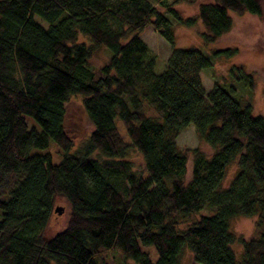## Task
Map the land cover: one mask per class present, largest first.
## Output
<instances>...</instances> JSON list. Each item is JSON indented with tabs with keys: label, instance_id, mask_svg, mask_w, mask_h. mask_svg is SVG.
Returning <instances> with one entry per match:
<instances>
[{
	"label": "trees",
	"instance_id": "obj_1",
	"mask_svg": "<svg viewBox=\"0 0 264 264\" xmlns=\"http://www.w3.org/2000/svg\"><path fill=\"white\" fill-rule=\"evenodd\" d=\"M183 1L194 0H0V264H99L112 249L136 264H181L186 247L194 263L264 264V117L233 84L206 90L201 72L213 63L197 47H176L173 23L199 20L204 42L215 43L233 26L230 12L264 18V0L204 1L190 17L175 9ZM147 25L172 45L161 71L139 35ZM101 47L112 54L95 69ZM229 73L255 87L243 65ZM73 94L92 125L75 150L65 123ZM189 123L211 152L179 148ZM129 148L142 156L139 172ZM61 202L68 222L47 236ZM205 207L213 214L180 228ZM236 215L256 216L255 237L230 230Z\"/></svg>",
	"mask_w": 264,
	"mask_h": 264
},
{
	"label": "rangeland",
	"instance_id": "obj_2",
	"mask_svg": "<svg viewBox=\"0 0 264 264\" xmlns=\"http://www.w3.org/2000/svg\"><path fill=\"white\" fill-rule=\"evenodd\" d=\"M208 2L212 0H194L193 2L183 1L175 5V9L180 12L184 17H190L198 14V4L200 2ZM233 26L224 36L218 39L215 43L204 42L201 33L204 31L202 22L197 20L194 26H188L186 24L177 23L173 20L174 31L176 38L174 44L176 47H197L202 53L208 56L212 65L202 70V82L208 91L215 83L224 85L229 90V85L235 86V97L245 100L242 103H252V111L256 115L264 117V18L250 14L240 15L234 12H230ZM172 19V17H171ZM140 37L151 47L153 52L158 55L157 69L163 70L165 63L170 56L172 45L159 34L154 27L147 25L142 31L139 32ZM80 40L89 42V39L80 34ZM227 47L238 48V53L233 55L218 56L215 55V51L219 49H225ZM112 52L109 47H101L91 57V67L98 69L105 63L111 56ZM243 65L247 72L253 73L255 87L252 90H248L244 83L235 82L230 76L229 69L233 65ZM83 97L80 94H73L70 101L67 103V115L65 118L66 130L69 134L72 143L73 150L75 148L85 144L89 134L91 133L92 125L88 120L87 112L83 107ZM145 108L148 113L157 116L154 108L145 104ZM119 130L124 135L125 139H128L127 132L122 124V121L118 117L115 118ZM30 127L33 126L31 122H28ZM177 144L179 148L186 149L190 147H203L206 152H211L213 149L206 144L201 138L198 137L196 127L194 124L189 123L180 132L177 137ZM49 150L54 155L53 161L58 162L61 159V155L57 153L58 148L52 142L49 144ZM127 158L133 163V169L139 172L143 168L142 156L139 151L133 148L128 149ZM191 165V160L189 161ZM237 163L229 165V169L224 177L223 186L228 185L234 178V174L237 171ZM65 210L62 213L54 212L51 216V220L46 228L45 234L53 235L59 230H62L69 219V207L65 203H59ZM55 206V208L57 207ZM197 214V215H196ZM194 214L189 220L184 221L180 225L181 229L191 225L194 220L200 215L213 214L208 208L202 209L200 212ZM256 216H241L236 215L229 220L230 230H232L236 236L244 237L245 239L255 237L257 235V229H255ZM232 248L235 251L237 257H240L242 253V243L237 240L232 244ZM146 250L151 257L157 258L158 254L154 246H145ZM183 256L181 258V264H200L194 263L192 253L189 248L186 247ZM102 259L99 264H136L132 259L124 258L121 256L117 249L105 250L101 255ZM52 264H56L53 262Z\"/></svg>",
	"mask_w": 264,
	"mask_h": 264
},
{
	"label": "water",
	"instance_id": "obj_3",
	"mask_svg": "<svg viewBox=\"0 0 264 264\" xmlns=\"http://www.w3.org/2000/svg\"><path fill=\"white\" fill-rule=\"evenodd\" d=\"M56 212L62 213L64 211V208L60 205H57V207L55 208Z\"/></svg>",
	"mask_w": 264,
	"mask_h": 264
}]
</instances>
